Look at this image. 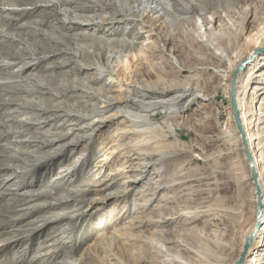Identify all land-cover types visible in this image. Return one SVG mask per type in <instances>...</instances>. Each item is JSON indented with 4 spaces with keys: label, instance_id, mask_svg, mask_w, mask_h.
Here are the masks:
<instances>
[{
    "label": "rangeland",
    "instance_id": "obj_1",
    "mask_svg": "<svg viewBox=\"0 0 264 264\" xmlns=\"http://www.w3.org/2000/svg\"><path fill=\"white\" fill-rule=\"evenodd\" d=\"M31 1L0 0V192L9 187L0 197V264H170L165 258L175 256L199 264L201 249L216 254L223 264L241 256L254 207L251 187L243 181L247 164L236 140L228 84L231 63L264 33V0H204L200 15L195 10L187 17L179 13L170 26L164 25L157 41L172 46V59L147 57L154 36L138 20L114 23L115 34L106 36L113 45L100 47L102 53L95 56L89 38L73 33L105 37L107 24L68 31L54 24L60 14L32 9ZM38 2L45 5L49 0ZM99 2L103 8L97 6L89 14L113 15L126 3L133 6L132 0ZM211 10L218 24L212 22ZM30 21L43 23L41 28L57 41L38 38L32 51L29 42L37 37L30 38L24 27ZM138 32L133 49L106 62L107 50L119 48L117 40H136ZM11 35L22 41L10 40ZM46 43L55 54L35 66L25 62L48 54L40 48ZM80 45L87 57L58 54L64 47L75 53ZM17 51L21 53L15 55ZM61 59L68 64L55 68ZM77 62L88 68L74 70ZM107 64L110 72L97 78L94 66ZM243 70L252 75L239 84L241 111L256 124L264 145V60L256 55ZM32 77L40 78L54 95L11 88L30 86ZM73 80L77 90L70 89ZM86 91L109 94L117 102L94 113L95 99ZM68 111L90 117L78 120L65 114ZM91 120L97 123L92 129L86 127ZM51 131L63 138L47 142ZM77 134L87 137L79 139ZM128 149L134 168L127 173L121 170L120 152ZM132 174L145 177L132 183ZM159 181L167 186L159 187ZM135 188L144 192L143 204H136ZM12 199L17 203L4 211ZM216 209L229 210L230 217L221 219ZM23 211L28 215H21ZM16 215L21 216L18 222ZM146 237L149 248L143 246ZM161 247L163 254L158 253ZM263 248L256 246L246 257Z\"/></svg>",
    "mask_w": 264,
    "mask_h": 264
},
{
    "label": "bare ground",
    "instance_id": "obj_2",
    "mask_svg": "<svg viewBox=\"0 0 264 264\" xmlns=\"http://www.w3.org/2000/svg\"><path fill=\"white\" fill-rule=\"evenodd\" d=\"M38 1H41V0H34L33 2L31 1V3H30V5H32L31 8L32 9H38L39 7L48 8V10H49V12H48L49 15L48 16H55L56 14H60L61 16H59V19H57L54 24L58 23V26L62 27V29H66L68 31H72V30L77 29L78 27L82 28V25H88V26H94L95 25L96 27H98L99 25L101 26L104 23L107 24L108 28L106 29V32L105 31L103 32L105 37L97 36L96 33H94L95 34L94 37L91 38V35L93 33L87 32V31H82V32H79V33H73V34H82V35H85V36H87L89 38V41H91V42H89L88 46H90L89 48H94L93 49V53H94L95 56H98L100 53H102V51H101L102 48H100V47H105L106 45H113V44L110 43V39L108 37H106V36L107 35L110 36V35L115 34V30H117V29H113V24L114 23H120V22H122V20H129V21L138 20L141 23L145 24V26L148 28V31L151 32L152 35L154 36V44L148 46L147 57L151 58V59L152 58L161 59L163 57H167V58H171L172 59L173 57H171V53L174 50L172 48V46H168V43L166 44V46H164V44L163 45L160 44L161 46L159 44H157L158 39H160V37H161V31H162L163 27L165 28L164 25H169L170 26L171 23L173 22L174 18L176 16H179V13H181V15L187 17L191 13V10H195L199 15L202 13L201 11L204 10L203 8L200 7V4L204 3V0H187L186 2H182L180 0H170V3H167L166 0H165L166 2L162 1V0H132L133 1V6H131L128 3H126V4L123 5V9L117 11V13H113V15H97L95 13L89 14L88 11L92 10V9H94V11H95L97 6H100V8H103V3L102 2L100 3L99 0H97V1H94V0H49V2H47V4H45V5H39ZM42 1H44V0H42ZM214 2L218 3V2H220V0H214ZM85 12H87V13H85ZM210 12H213V11L211 10ZM213 14H214V12L210 14V16L212 17L211 20H212L213 23H217L218 24V22H219L218 16L217 15L213 16ZM200 19H202V18H200ZM54 24L50 25V27H52ZM42 25H43V23H41L39 21H30V22H26L24 24V27L29 28L28 36L30 38L37 37V39H34L33 41L29 42V48L32 51L36 50L35 47H34V43L40 42L38 38H43V40L47 39V40L55 41V42L57 41V39L55 37H53L48 32V29L41 28ZM203 25L204 24H203V21H202L201 24L199 25V27L202 28ZM210 27H211V25H210ZM204 30H206V28ZM65 34H67V33H65ZM135 34L138 35V37H136V40H129L127 38H122L120 40H117V43L119 44L118 45L119 48H116V49L114 48V49L107 50L106 57H105L106 62L107 61L110 62L115 56H118L120 54V52H122L124 50L126 51V50L133 49L138 44L137 40L140 39V35H141V34L139 35V32L135 33ZM196 34H197V32H196ZM193 36L194 35H187V38L189 40H192ZM200 36H201V34H200ZM8 37L10 38V40H13V41H15V40L19 41V42L22 41L21 39L18 40L17 38H15L12 35L8 36ZM9 38H7V39H9ZM134 38L135 37H133V39ZM201 40H203V38ZM96 42H98V44H100V46L97 47V48L95 46ZM120 45L123 46L124 48L120 47ZM208 45H209V43H208ZM80 47H84V48L79 49ZM40 48H41V51L47 52L48 54L42 55L41 57L32 56V57H30L29 60H27L25 62L29 63V64H32V66L33 65L35 66V65H37L39 63H42L44 60H47L48 58H50L51 55L56 53L53 50L54 49L53 45H50L48 43L40 45ZM99 48H100V50H98ZM59 50L60 51L58 52V54L61 53V52H64L65 54H73V56H75V57H81V56L82 57H87L88 56L87 49H85V46H83V45L78 46L77 50L75 51V53H72L73 51H70L72 49H69V48H66V47H64V49L59 48ZM19 53H21V52L17 51V53H14V54L18 55ZM246 53L238 55L236 57V60L234 62L237 61V63H235V64L231 63V67H232L231 68V70H232L231 76H232V73L234 72V69L236 68V66L241 61H243L245 59H248L251 56H253L252 60L256 57V55H259V59L260 60H264V33H262V34L257 36V38L254 41L253 47L250 48L248 50V52H246ZM216 54H219V52L216 51ZM222 56L225 57L226 54H223ZM67 64H68V62L65 59H61V60L56 61L55 68L64 67V65H67ZM53 66L54 65H51L49 67H53ZM85 68H88V67L85 64L81 63V62H77L73 66V69L77 70V71H81V70H83ZM94 68H95V70H97V78L101 77V75H103V74H105L107 72H110V68H109L108 64H107L106 68H102V67H100L98 65H95ZM20 70H22V69H20ZM18 72H20V71H18ZM251 72L252 71H250V70L245 72L243 69L240 72H238V74L236 75V82H235V86H234V97H235L236 106H237V110H238L239 120H240L241 125H242L243 130H244L243 134H244V137L246 139V144H247L248 150H249V152L251 154L253 167H254V169L256 170V173H257V177H256L255 181L251 177V169H250V167L247 164V160L248 159H247L246 151H245L244 144H243V141H242L243 134H240L237 131L236 127H235L232 111H231V117H232L234 128L236 130V138H237L236 140L239 142L240 147H241V149L244 152L245 161H246V164H247V174H246L247 177H245L246 180H243V181H247L249 183L250 187H251L254 212H253L252 221L250 223H248V225L244 229L245 241L243 242V247H242L243 251H241V256L236 258L230 264H264V248L262 250H260V252L254 253V254L246 257V254H248V252H250V250L256 248V246H261V245L264 246V222H263L264 221V145H263V139H262V136L260 135V133L256 130V126H255L256 124L252 123V120L250 121V120L246 119V112L242 113V111H241L242 108L241 107L243 106V103L241 102L240 97H239V89L242 87L239 84L241 83L242 79L251 76L252 75ZM230 79H231V77H230ZM229 82H230V80H229ZM229 84H228V96H229V90H230L229 89L230 88ZM30 86H32V87H30ZM30 86L29 85H25L24 86L23 84H18V85H12L11 88L14 89L15 87H17V88L21 89L22 91L24 90L25 92H27V91L28 92H34L35 90L39 89L42 93H45V94H50L51 93V94L54 95V93L51 91V89L48 86H46L45 83H43V81L40 78L32 77ZM70 89H72V90H77L78 89L76 80H73V85L70 87ZM86 92L90 94L89 97L95 99V110H94V113H103L107 109H109L112 104L117 102V100L112 98V97H110L109 94H100L99 95V94H96L93 91H86ZM4 98H5L6 101L7 100L8 101L12 100V97H4ZM134 101L137 104L140 103V102L144 103L141 99L140 100L135 99ZM154 104H155V101H154ZM247 104H251V101L247 102ZM101 105H103V106H101ZM145 107H146V105H145ZM261 112H263V111L261 110ZM65 114H67L69 116H74L78 120L87 119V118L90 117L88 114L81 113V112H74V111H68ZM261 115H263V114L261 113ZM125 117L126 118L128 117V112L125 114ZM130 118H132V117H130ZM130 118H129V120H130ZM24 119L27 120L28 118L24 117ZM28 120H30V118ZM26 122H30V121H26ZM259 122H261V120ZM36 123H40V122L37 121ZM22 125H23V123H22ZM96 125H97V123L94 122L93 120H91L88 123V125H86V127H89V128L92 129V127H94ZM262 128H264V127H262ZM50 134H48V135H50L49 138L47 137L48 138L47 142H49V143L51 141H53V140L56 141V140H59V139L63 138V135L60 134V132L51 131ZM86 134H81V135L77 134V138H79V139L86 138L87 137ZM15 141L18 142V141H21V140H17L16 139ZM24 141L33 142L32 140L28 141L26 139H24ZM7 147L8 148H12V147H10V145H7ZM14 149H16V148H14ZM129 149H128V151H123V152L121 151L120 152L122 154L123 159H124L123 163L121 164L122 165V169L121 170L125 169L127 173L132 171L133 168H134V167H132L134 164L132 163V158H131L132 157L131 155L133 154V152L130 153ZM20 150H21V148H20ZM142 154H143V156L147 155L146 157H150L151 156L150 153H142ZM138 155H141V153H138ZM157 160H161L160 157ZM154 162H156V161H154ZM262 163H263V166L261 167ZM144 165H145V163H144ZM137 166L135 165L136 169H138ZM232 167H233V165H232ZM22 172L20 174L24 173V172L23 173ZM132 175H131V179L129 180L132 183H135V182H137V181H139V180H141L142 178L145 177L144 174L141 175V176H138V175H135V176L133 175L132 176ZM19 177H20V175H19ZM127 177H129V176H127ZM158 177L159 176L157 174L156 177H155V178H157V181H158ZM161 177H160L159 180H161ZM181 181L182 180L175 181V182H170L169 185H173V183L175 184V183L181 182ZM162 182H167V180L166 181L164 180ZM166 184L167 183L162 184L159 181V187L167 186ZM4 186H5V188H3L2 191L0 192V197H5L7 192H8V190H9L8 186H6V185H4ZM257 187L259 188V195H258V192H257ZM133 194L135 195V199L137 200L136 204L137 205L143 204L144 200H140V198L142 197L144 192L141 191L140 188H135L133 190ZM57 198H58L57 199L58 201L67 200L66 198L63 199V197H60V198L57 197ZM24 199H25V196H24ZM26 200L28 201V199H26ZM17 201H18L17 199H12V200L6 202L4 204L3 210L4 211L5 210H10L9 206L14 207L13 205H14V203H17ZM22 204L24 205V203H22ZM22 204H17V206H21ZM34 207H36V206H34ZM30 208H33V206L30 207ZM18 210L22 211V209H18ZM214 211H215V213L217 215H219L221 217V219L225 218L226 214L230 217L229 210L226 211V210H223V209H220V210L216 209ZM21 215H23V216L28 215V211L21 212ZM20 217H21L20 215H16V217L13 218V219L15 220V222H18V219ZM159 221H160V219H159ZM261 222H263V223L261 224ZM139 226L140 225H138V227ZM13 242H15V241H13ZM142 242H144L143 246L145 248H149L150 239L148 237L144 238V240ZM9 243L10 242H7V244H5L4 247L6 245H8ZM163 248L161 247L158 250L159 254L160 253L163 254V250H164ZM199 252L201 253V255H200L201 256V261H200L199 264H223L222 262H220L221 260H219V258H218V256L216 254L208 251L207 249L198 250V253ZM165 260L168 261L170 264H195V263H192L190 261H187V262L181 261L180 259H178V256H177V258H176V256H175V258L174 257H170V258L166 257ZM81 264H83V262Z\"/></svg>",
    "mask_w": 264,
    "mask_h": 264
},
{
    "label": "water",
    "instance_id": "obj_3",
    "mask_svg": "<svg viewBox=\"0 0 264 264\" xmlns=\"http://www.w3.org/2000/svg\"><path fill=\"white\" fill-rule=\"evenodd\" d=\"M252 57H249L248 59H245L243 61H241L237 66L236 68L234 69V72L232 73V76H231V79H230V84H229V102H230V107H231V111H232V115H233V120H234V124H235V127L237 129V131L240 133V134H243L244 130H243V127L241 125V122L239 120V116H238V110H237V106H236V101H235V97H234V86H235V82H236V75L238 74V72H240L242 69H244V67L249 64L252 60ZM242 141H243V144H244V148H245V151H246V155H247V164L248 166L250 167L251 169V177L252 179L255 181L256 180V177H257V173H256V170L254 169L253 167V162H252V158H251V154L248 150V146L246 144V139L244 137V134H243V137H242ZM257 192H258V195H259V188L257 187ZM243 255V254H242Z\"/></svg>",
    "mask_w": 264,
    "mask_h": 264
}]
</instances>
